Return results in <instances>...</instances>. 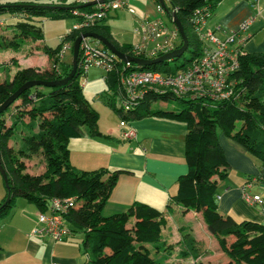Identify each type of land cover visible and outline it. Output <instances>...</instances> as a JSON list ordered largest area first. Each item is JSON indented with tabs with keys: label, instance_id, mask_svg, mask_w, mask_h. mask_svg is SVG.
<instances>
[{
	"label": "trees",
	"instance_id": "1",
	"mask_svg": "<svg viewBox=\"0 0 264 264\" xmlns=\"http://www.w3.org/2000/svg\"><path fill=\"white\" fill-rule=\"evenodd\" d=\"M220 1L164 0L168 13L163 11L162 15L173 27L170 15L174 13L177 16L188 40L187 50L189 47L193 48L191 57L184 59L180 66L171 68V71H183L189 62H194L201 56L202 44L193 28L194 16L197 11L205 10L210 19ZM155 3H158L157 0ZM47 6L65 9L53 11ZM79 6L82 5L76 0L71 4L67 0H0V15L6 16L4 20L0 19V26H3L0 29L7 30V27H11L12 32L10 39L0 36V48L15 49L20 46L21 39L41 38L42 32L35 24V18L47 11L53 12L51 18L63 19L72 17L75 10H93V6L78 9ZM107 18L108 16L92 27L73 29L54 49L43 48L49 59L48 68L25 67L18 70L10 81L0 80V105L27 81H57L66 78L71 71V62L59 61L57 57L62 42L71 43L72 56L74 40L88 31L105 37L118 51L132 55L133 46L120 45L112 38L108 26L103 24ZM188 30L193 34L192 39L188 37ZM181 45L182 41L179 46L176 42V49ZM101 47L105 48L103 45ZM175 60L177 59H173ZM115 62L114 69L106 75L108 89L113 92L116 90L117 72L122 67L119 59H115ZM151 69L169 71L166 62L153 65ZM229 80L233 84V96L227 100L181 98V108L152 109L151 104L157 100L176 98L169 97L167 93L149 94L140 101L134 114L137 116L139 109L147 115L185 125L187 172L177 179L173 202L198 213L207 230L209 227L213 228L214 234L209 230L208 232L228 259L226 264H264V224L221 215L217 207L216 180L225 179L229 168L219 144V134L238 144L258 162L260 169H264V53L240 55L239 68ZM81 84L80 71H76L75 76L66 84L53 88L32 87L0 114V159L7 174L10 191L8 194L5 188L4 197L0 201V222L11 214L12 204L17 197L33 205L39 214L48 212L52 199L71 198L72 205L63 216L71 234L62 242L81 233V244L89 262L162 264L152 255L153 250H158V244L161 243V231L165 225L162 212L147 204L134 202L124 212L110 216L102 214L119 176L128 172L101 168L77 171L70 164V140L85 135L90 138L105 137L98 129L97 112L82 97ZM116 112L120 114V109ZM7 113H10L9 124L4 118ZM84 127L87 130H83ZM15 137L18 138V147L10 144ZM36 156H40L44 163V170L40 174H32L26 170L25 161ZM252 179L248 178L247 182ZM8 197L9 202L4 204ZM262 210L264 213V206ZM182 240L193 259L202 254L201 248L189 234L183 236Z\"/></svg>",
	"mask_w": 264,
	"mask_h": 264
},
{
	"label": "crops",
	"instance_id": "2",
	"mask_svg": "<svg viewBox=\"0 0 264 264\" xmlns=\"http://www.w3.org/2000/svg\"><path fill=\"white\" fill-rule=\"evenodd\" d=\"M140 1L128 0V6L133 9ZM148 2L143 7L144 15H151L149 10L154 8L153 2ZM247 20H251L248 30L239 31L241 24ZM207 27H219L220 38L238 32L243 38L240 48L245 54L264 53V0H221L207 21ZM49 65L39 68L46 69ZM129 124L136 131V138L130 141L122 140L123 128L98 125L105 137L90 138L85 135L68 143L69 161L76 170L101 168L128 172L119 176L102 211L103 216L124 212L134 202L147 204L162 212L165 219L159 249L153 250L156 260L162 264L228 263L200 215L172 200L177 179L187 172L184 148L186 127L180 122L156 118L145 112L142 114V111L137 116L133 114ZM219 144L229 165L227 177L216 179L219 213L231 215L237 220L264 224L262 208L259 205L250 206L242 199V189L248 178H259L248 192L264 200V169H260L254 158L224 135L220 136ZM84 166L92 167L84 169L87 168ZM38 214L33 205L27 204L23 211H12L0 222V264H92L87 260L82 239L76 241L73 236L64 242H54L32 237L31 231ZM205 231L209 235L205 236ZM187 234L202 250L196 259L191 257L183 244V236ZM185 253L188 255L183 256ZM215 260L216 263H213Z\"/></svg>",
	"mask_w": 264,
	"mask_h": 264
},
{
	"label": "built area",
	"instance_id": "3",
	"mask_svg": "<svg viewBox=\"0 0 264 264\" xmlns=\"http://www.w3.org/2000/svg\"><path fill=\"white\" fill-rule=\"evenodd\" d=\"M78 4L85 5L96 1L93 10L87 14L73 11V17L78 18V24L73 29L92 27L112 11L127 9L134 17L136 32L141 36V42L132 47V57L146 60L156 59L166 53L176 50L178 31L176 27L167 26L161 18H140L128 6V0H76ZM152 1L155 10L163 14V9L155 0ZM197 11L193 19V28L198 40L202 44L201 56L194 62H189L183 71H171L166 66L167 72L153 70L151 67H140L132 63H123L117 72L116 90L114 94L121 101L120 115L122 120L119 126L124 129L121 138L130 141L136 138V131L130 126L129 118L135 113L140 101L146 95H161L167 93L169 97L181 99H195L200 97L212 100H227L233 96V84L230 76L239 68V56L243 54L240 46L243 38L240 34H227L220 38L219 27H207L208 14ZM251 20L245 21L240 26L241 32H246ZM64 37L61 39V41ZM71 50L70 42H62L57 53L59 61H65L66 54ZM117 59L106 48H92L84 40L80 45L77 71L80 78L87 74L90 68L102 69L107 73L115 67ZM173 61L167 60L166 63ZM105 80L107 77L105 76ZM82 82V80H81ZM256 178L247 182L242 189L243 201L250 205L264 206V200L258 195H252L248 189ZM72 199L55 198L50 201L48 213L38 214L37 228L31 236L37 239L48 238L54 242H62L70 234L63 216L72 205Z\"/></svg>",
	"mask_w": 264,
	"mask_h": 264
},
{
	"label": "rangeland",
	"instance_id": "4",
	"mask_svg": "<svg viewBox=\"0 0 264 264\" xmlns=\"http://www.w3.org/2000/svg\"><path fill=\"white\" fill-rule=\"evenodd\" d=\"M17 1H29V0H17ZM56 1V0H55ZM74 0H67L68 4H71ZM149 0H141L138 4V8H133L134 14L140 18H148V19H157L161 18L167 26L172 27L169 24L166 17L160 13H158L155 8L149 10L151 11V15L143 14V7L147 4ZM141 10H140V9ZM53 12L47 11L44 15H41L36 19L35 24L41 29L42 36L41 38H36L35 40L25 38L20 40V46L13 48H0V80L10 81L14 74L25 67L28 66H37L40 68L47 67L49 64L48 56L43 51V48H56L61 39L73 30L76 24H78V18L65 17L63 19H54L51 18ZM80 13L87 14L85 9L80 10ZM6 18L5 15H0V19L4 20ZM15 20V18H13ZM12 20V19H11ZM12 20V21H14ZM10 21V20H7ZM106 26L109 28V32L112 38L118 42L120 45L124 46H134L141 42V36H139L136 32V23L134 21L133 15L127 10H119L112 11L108 14V18L104 21ZM5 25V24H3ZM3 27V26H0ZM5 28V26H4ZM9 30V31H7ZM6 29H0V36L10 39L12 37V32H10L11 27H7ZM89 32V31H88ZM192 32L188 30V37L192 39ZM86 43L90 45L92 48L101 47L102 45L96 40L88 38ZM181 44V39L177 40V46ZM193 48L189 47L182 56V58L177 59L175 61H170L166 63V66L174 69L176 66H180L184 59H188L192 55ZM71 53L67 52L65 61L71 62ZM106 76V72L102 69L98 68H90L86 75L81 77L82 80V97L91 105L92 109L95 110L98 114V125H104V127H119V123L122 120L120 114L116 112V110L121 108V101L118 96H114V92L108 89L106 84V80L104 79ZM111 103V106L110 104ZM183 105L182 101L179 99H170L168 101L157 100L151 104L152 109L159 108H181ZM142 110H137V112H141ZM145 111H142V114ZM10 113H7L4 118L6 119V123L9 124ZM130 121V119H128ZM129 123V122H128ZM183 124V123H182ZM184 125V124H183ZM185 126V125H184ZM132 127V126H131ZM133 128V127H132ZM83 130H87L86 127ZM219 133V131H218ZM219 134V138H220ZM18 138H14L13 141L10 142L14 147H18ZM26 170L32 174H40L44 170V163L40 156H36L31 158L30 160L25 161ZM80 166L82 164H79ZM83 167V166H81ZM91 169L92 166H84ZM81 171V170H77ZM5 194V187L3 180L0 176V201L3 199ZM27 202H25L20 197H17L14 203L12 204V211L21 212L23 208L27 206ZM29 206V205H28ZM32 206V205H31ZM181 220V219H180ZM35 227L32 229L31 233ZM209 235L207 231H205V236ZM83 235L81 233H77L74 238L76 241L82 239ZM82 241V240H81ZM80 241V242H81ZM182 248V247H181ZM155 258V254H152ZM209 257V256H208ZM211 258V257H210ZM212 259V258H211ZM216 263V260L213 261Z\"/></svg>",
	"mask_w": 264,
	"mask_h": 264
},
{
	"label": "water",
	"instance_id": "5",
	"mask_svg": "<svg viewBox=\"0 0 264 264\" xmlns=\"http://www.w3.org/2000/svg\"><path fill=\"white\" fill-rule=\"evenodd\" d=\"M157 2L160 5V7L163 9V11L165 13H168V10L165 6L164 0H157ZM95 4H96V1H92V2H89L85 5L79 6L77 8L82 9V8H85L88 6H93ZM47 7L51 8V10H53V11L65 9L64 7H55V6H51V7L47 6ZM170 16H171V22L176 27L178 34H179L181 41H182V45L180 48H178L172 52L166 53V54H164V55H162L156 59L146 60V59H141V58H135V57L129 56L125 53L118 51L111 42H109L105 37H103L97 33H93V32L83 33V34L79 35L74 40V42L72 44L71 71L66 78H64L62 80H57V81L31 80V81L25 82L14 93H12L6 100H4V102L0 105V114L3 113L17 98H19L22 95V93H24L26 90H28L32 87L43 86V87L53 88V87H57V86H60V85H63V84H66L67 82H69L75 76L76 71H77L80 45L84 40H86L88 38L96 40L97 42H99L101 45H103L110 53H112L121 62L132 63V64H135V65L140 66V67H151L153 65L162 64L163 62H166L167 60L180 58L188 48V40H187L186 34L184 32V29H183L180 21L178 20L177 16L174 13H172ZM0 176L3 180L5 188L9 194L10 191H9V185H8V178H7L6 171L2 166L1 159H0ZM8 202H9V197L6 199L4 204H6ZM208 230L211 234H214L213 228L209 227Z\"/></svg>",
	"mask_w": 264,
	"mask_h": 264
},
{
	"label": "clouds",
	"instance_id": "6",
	"mask_svg": "<svg viewBox=\"0 0 264 264\" xmlns=\"http://www.w3.org/2000/svg\"><path fill=\"white\" fill-rule=\"evenodd\" d=\"M87 40V39H86Z\"/></svg>",
	"mask_w": 264,
	"mask_h": 264
}]
</instances>
